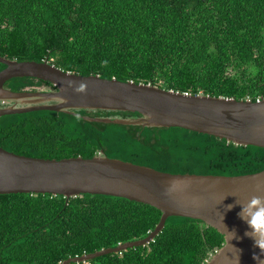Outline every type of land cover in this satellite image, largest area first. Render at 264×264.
<instances>
[{
	"label": "trees",
	"instance_id": "1",
	"mask_svg": "<svg viewBox=\"0 0 264 264\" xmlns=\"http://www.w3.org/2000/svg\"><path fill=\"white\" fill-rule=\"evenodd\" d=\"M0 56L48 61L82 76L256 102L264 98V0H0ZM5 68L0 63V71ZM6 86L15 92L56 89L33 78ZM0 146L56 160L92 159L103 151L172 174L264 171L263 148L181 128L108 125L53 111L0 118ZM161 216L152 206L104 195H0V264H63L145 239ZM224 243L204 222L172 217L149 245L80 264H206Z\"/></svg>",
	"mask_w": 264,
	"mask_h": 264
},
{
	"label": "water",
	"instance_id": "2",
	"mask_svg": "<svg viewBox=\"0 0 264 264\" xmlns=\"http://www.w3.org/2000/svg\"><path fill=\"white\" fill-rule=\"evenodd\" d=\"M0 118L38 111L67 113L93 123L181 128L226 140L237 146L264 149V98L236 100L204 94L192 95L151 84L122 82L100 76H82L48 61H17L0 56ZM33 78L55 90L15 92L13 79ZM138 113L137 118L90 117L79 111ZM64 196L104 195L152 206L162 212L156 229L145 239L121 244L63 264L145 247L162 233L169 218L204 222L225 237L223 247L206 264H257L260 250L245 235L248 226L238 217L240 206L253 197L264 198V171L242 176L172 174L120 159L102 151L92 159L62 160L18 155L0 146V195ZM233 205L231 210L228 206ZM226 226V228L224 227ZM235 231L232 239L229 232ZM229 231V232H228ZM264 259V256H261Z\"/></svg>",
	"mask_w": 264,
	"mask_h": 264
},
{
	"label": "clouds",
	"instance_id": "3",
	"mask_svg": "<svg viewBox=\"0 0 264 264\" xmlns=\"http://www.w3.org/2000/svg\"><path fill=\"white\" fill-rule=\"evenodd\" d=\"M238 205L240 212L237 215L249 229L245 235L253 239L254 246L260 250V255L254 256L253 259L257 261V264H264V259H261V256H264V198L253 197L247 204ZM232 207L233 205H229L228 210H231ZM224 227L226 228L225 225ZM229 233L233 239L235 231Z\"/></svg>",
	"mask_w": 264,
	"mask_h": 264
},
{
	"label": "rangeland",
	"instance_id": "4",
	"mask_svg": "<svg viewBox=\"0 0 264 264\" xmlns=\"http://www.w3.org/2000/svg\"><path fill=\"white\" fill-rule=\"evenodd\" d=\"M27 90L31 91V89H27ZM36 90H37V91H38V90L41 91V90H46V88H45V87H39V88L35 89V91H36Z\"/></svg>",
	"mask_w": 264,
	"mask_h": 264
},
{
	"label": "flooded vegetation",
	"instance_id": "5",
	"mask_svg": "<svg viewBox=\"0 0 264 264\" xmlns=\"http://www.w3.org/2000/svg\"><path fill=\"white\" fill-rule=\"evenodd\" d=\"M46 88V90H41V91H48V90H54V89H52V88H50V87H45ZM37 91V90H36ZM39 91V90H38Z\"/></svg>",
	"mask_w": 264,
	"mask_h": 264
}]
</instances>
